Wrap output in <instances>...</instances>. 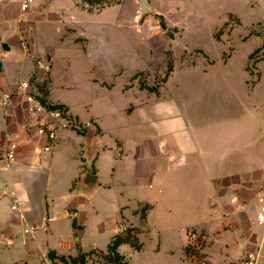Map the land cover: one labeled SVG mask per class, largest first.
<instances>
[{
    "label": "crops",
    "instance_id": "1",
    "mask_svg": "<svg viewBox=\"0 0 264 264\" xmlns=\"http://www.w3.org/2000/svg\"><path fill=\"white\" fill-rule=\"evenodd\" d=\"M21 1L0 0V264H53L56 255L107 251L127 229L142 243L118 246L127 264H237L248 253L264 264V223L257 221L264 206V101L248 115L241 109L236 122L198 125L175 98H161V87L135 90L134 65L128 74L106 61L109 78L100 76L99 46L88 38L84 74L63 80L56 49L41 40L28 11L52 13L61 38L83 47L78 36L65 35L58 13L69 10L53 0H33L22 10ZM263 76L261 70L257 84ZM80 79L119 100L80 112L60 93ZM23 81L75 119L60 129L51 152H37L47 138L29 125Z\"/></svg>",
    "mask_w": 264,
    "mask_h": 264
},
{
    "label": "rangeland",
    "instance_id": "2",
    "mask_svg": "<svg viewBox=\"0 0 264 264\" xmlns=\"http://www.w3.org/2000/svg\"><path fill=\"white\" fill-rule=\"evenodd\" d=\"M53 3L69 10L70 16L58 13L66 22L65 35L78 36L85 44L79 47L69 44L71 38L62 39L64 33L57 30L59 22L52 13L28 11L36 15L32 21L41 30V40L56 49L63 80L84 74L81 60L92 55L85 50L88 38L99 46L95 56L102 61L101 69L96 68L100 76L109 78L106 61L111 67L112 60L114 71L120 67L128 74L134 65L135 90L161 87V98H175L198 125L236 122L245 113L241 109L248 115L264 101V76L257 84L261 70L264 73V0H149L144 14L141 0ZM77 81L78 86L60 93L82 113L111 97L119 100L115 91L86 79ZM152 243L146 242V255H152ZM72 257L52 256L53 264H115V255L108 250L93 249L76 261Z\"/></svg>",
    "mask_w": 264,
    "mask_h": 264
},
{
    "label": "built area",
    "instance_id": "3",
    "mask_svg": "<svg viewBox=\"0 0 264 264\" xmlns=\"http://www.w3.org/2000/svg\"><path fill=\"white\" fill-rule=\"evenodd\" d=\"M32 1L33 0H22L21 9H29ZM47 68H49L48 65ZM31 86L29 81H23L20 84V89L26 92V98L31 103L29 108V125L34 127L39 135L47 138L45 146L43 148H37V152H51L58 143L60 129L73 126L75 124V119L64 106L44 102L40 92L37 89L32 92ZM15 148L16 144H12L7 156L9 160L15 158ZM260 200H263V198L261 197ZM257 221L260 224L264 223V206H262L261 210L258 212ZM202 263L205 264L204 261H202ZM256 263L257 255L254 253L245 254L237 260V264Z\"/></svg>",
    "mask_w": 264,
    "mask_h": 264
},
{
    "label": "trees",
    "instance_id": "4",
    "mask_svg": "<svg viewBox=\"0 0 264 264\" xmlns=\"http://www.w3.org/2000/svg\"><path fill=\"white\" fill-rule=\"evenodd\" d=\"M123 242L130 243L135 249H141L142 248V243L140 242L137 235L134 232H132V229H127L125 232L117 235L113 239L111 245L108 248V251L113 252V254L115 255V257L112 258V262L115 264H127V260L121 254H119V252L117 251L118 246ZM195 249H196L195 247L191 246L187 249V251L191 253V252H194ZM80 255H81L82 259H84L86 253L83 252V253L78 254L77 256H80ZM77 256L72 257L73 260L76 261Z\"/></svg>",
    "mask_w": 264,
    "mask_h": 264
},
{
    "label": "water",
    "instance_id": "5",
    "mask_svg": "<svg viewBox=\"0 0 264 264\" xmlns=\"http://www.w3.org/2000/svg\"><path fill=\"white\" fill-rule=\"evenodd\" d=\"M148 7H149V0H141V10H142L143 14L148 11ZM4 47L8 48L9 46L7 44H4ZM91 132L92 131H90L89 134H92ZM88 177L93 179L94 175L93 174H89Z\"/></svg>",
    "mask_w": 264,
    "mask_h": 264
}]
</instances>
